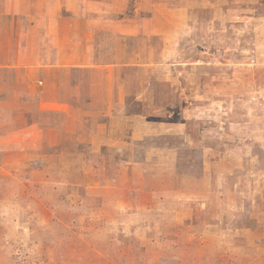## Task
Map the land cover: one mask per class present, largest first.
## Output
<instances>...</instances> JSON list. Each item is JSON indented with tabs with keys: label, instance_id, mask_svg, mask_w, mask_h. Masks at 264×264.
I'll list each match as a JSON object with an SVG mask.
<instances>
[{
	"label": "rangeland",
	"instance_id": "obj_1",
	"mask_svg": "<svg viewBox=\"0 0 264 264\" xmlns=\"http://www.w3.org/2000/svg\"><path fill=\"white\" fill-rule=\"evenodd\" d=\"M45 1L0 0V109L9 108V91L20 92L10 107L17 131L41 107L24 95V78L37 72L25 66L55 46L68 51L72 37L70 12L49 19ZM204 1L186 17L163 16L161 35L132 9L117 14L133 32L128 53L160 66L143 104L175 110L156 119L186 120L202 142L183 134L138 142L144 171L130 165L126 175L109 150L31 142L35 132L6 142L0 123V264H264V0ZM35 112L32 119L47 118ZM153 144L175 156L144 163ZM210 150L217 156L204 165ZM87 166L93 174L80 178Z\"/></svg>",
	"mask_w": 264,
	"mask_h": 264
},
{
	"label": "crops",
	"instance_id": "obj_2",
	"mask_svg": "<svg viewBox=\"0 0 264 264\" xmlns=\"http://www.w3.org/2000/svg\"><path fill=\"white\" fill-rule=\"evenodd\" d=\"M181 1L184 2L183 7L172 5L177 0H46L48 6L45 17L59 20L62 18L61 12H70L73 30L70 41L65 43L68 51L62 52L61 45L55 46V53L48 55L47 59L41 58L36 65L25 66L26 70L33 69L37 72L24 78L27 84L25 89L28 90L24 95L40 98L41 107L34 111L47 118H41L39 122L32 119L34 111L30 109L25 114L29 117L24 118L28 123L24 129L17 131V119L12 116L15 110L10 107H13L12 102L15 103L20 92L9 91L8 110L0 109V123L3 121L2 128L5 127L6 131L3 141L16 142L15 140L23 138L24 142H28V135L35 132L37 135L31 142H56L54 147L57 148L58 142H75L78 147L86 146L93 151L106 149L115 156H122L120 162L126 166V175L130 168L127 166L130 165H133L136 172L144 171L142 166H138L142 163L135 155L138 142H170L172 137L169 136L176 134H183V142L187 141L186 136H189L188 143L202 142L193 135L195 131L190 132L187 128L184 122L186 120L176 123L170 118L156 119L162 114L171 117L175 110L170 113V108L165 112L161 107H154L155 103L146 106L143 104L152 92H147L145 86L153 84V71L160 66L152 59L143 61L141 56L128 53V41L125 39L133 32L128 25L122 26L123 20L118 17L123 11L132 9L134 14L145 16L144 20L150 24L149 34L161 35L159 24L163 16L182 13L186 17L192 3L200 5L205 2ZM129 18L124 21L130 22ZM75 22H79L76 27ZM162 31L166 32L164 29ZM98 35H101L100 42L96 39ZM122 37L125 45L115 40L121 41ZM124 68H127L126 71ZM137 73H141L144 79L148 76L147 81H143ZM158 78L156 76L161 81ZM171 80L174 78H166L164 81ZM128 100L130 103H138L134 111L130 110ZM182 112L185 114L188 110ZM146 148L142 153L144 163L146 158L151 161V156H157L158 163L165 162L164 154L172 153L171 156H175V150L165 146L153 144ZM210 151V154L204 152V165L213 162L212 158L217 156L213 150ZM218 158L214 161L216 164L221 162V157ZM88 163L92 164L90 161ZM84 168H87L88 174L84 172L85 175L80 174V178H89L93 170H90L91 166ZM237 207L232 210H238Z\"/></svg>",
	"mask_w": 264,
	"mask_h": 264
}]
</instances>
